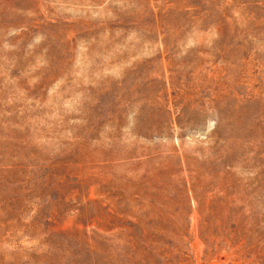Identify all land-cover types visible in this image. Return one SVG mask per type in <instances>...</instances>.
<instances>
[{
    "label": "rangeland",
    "instance_id": "obj_1",
    "mask_svg": "<svg viewBox=\"0 0 264 264\" xmlns=\"http://www.w3.org/2000/svg\"><path fill=\"white\" fill-rule=\"evenodd\" d=\"M0 264H264V0H0Z\"/></svg>",
    "mask_w": 264,
    "mask_h": 264
}]
</instances>
